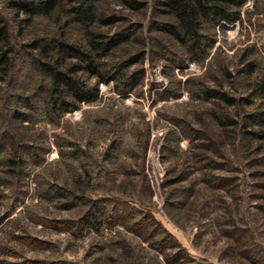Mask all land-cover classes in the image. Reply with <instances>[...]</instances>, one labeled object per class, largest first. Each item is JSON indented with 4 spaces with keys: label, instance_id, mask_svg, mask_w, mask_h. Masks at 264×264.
I'll return each instance as SVG.
<instances>
[{
    "label": "rangeland",
    "instance_id": "rangeland-1",
    "mask_svg": "<svg viewBox=\"0 0 264 264\" xmlns=\"http://www.w3.org/2000/svg\"><path fill=\"white\" fill-rule=\"evenodd\" d=\"M14 1L0 0V264H264V124L249 117L264 109V0L204 22L193 52L158 29V0H97L89 25L77 0L29 22ZM88 30L127 40L78 72L91 97L54 107L28 43L86 47Z\"/></svg>",
    "mask_w": 264,
    "mask_h": 264
},
{
    "label": "trees",
    "instance_id": "trees-1",
    "mask_svg": "<svg viewBox=\"0 0 264 264\" xmlns=\"http://www.w3.org/2000/svg\"><path fill=\"white\" fill-rule=\"evenodd\" d=\"M58 1L15 0L14 5L25 12L26 16L23 20L29 22L35 14L50 13L57 6ZM77 1L72 10L75 19L85 25L93 23L96 20L95 3L97 0ZM243 3L244 0H158L157 4L162 6L161 11L169 14L170 18L169 20L156 22V26L163 34H166L178 44L185 45L192 52L197 51L204 46L205 34L202 32L204 22L235 21L240 17V7ZM114 20H116L114 17L100 18L103 23H111ZM87 34L89 39L86 47L61 38H51L43 42V39L39 37L28 43L30 49L39 50L45 56L43 59H38L37 62L49 77V100L54 107H59V104L65 102L66 96H71L76 101H83L91 97L94 88L84 84L78 72L86 69L89 72L96 73L98 68L95 63L96 59L106 55L121 42L127 40L122 32L103 34L88 30ZM6 39V27L0 19V44L5 43ZM49 51H53L54 54H49ZM141 56L142 54H137L134 61L131 59L132 61L125 64L137 62ZM66 57H76L79 62L65 66L63 61ZM0 64L4 70L9 65V59L4 51L0 52ZM126 65L121 67L124 68ZM121 67L117 75L120 78H126V72L122 71ZM141 72L142 70L131 72L132 80H137L142 74ZM256 86L264 94V75L256 81ZM207 93L209 96L217 94L210 89L207 90ZM72 104L70 101L67 103V105ZM249 117L264 124V109L252 111L249 113ZM95 218L94 213L84 216L86 221L92 223L96 220Z\"/></svg>",
    "mask_w": 264,
    "mask_h": 264
}]
</instances>
